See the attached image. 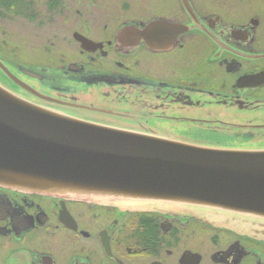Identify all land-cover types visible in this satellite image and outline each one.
<instances>
[{
	"label": "flooded vegetation",
	"instance_id": "obj_1",
	"mask_svg": "<svg viewBox=\"0 0 264 264\" xmlns=\"http://www.w3.org/2000/svg\"><path fill=\"white\" fill-rule=\"evenodd\" d=\"M0 85L93 123L263 150L264 0H0ZM0 264H264V219L0 186Z\"/></svg>",
	"mask_w": 264,
	"mask_h": 264
},
{
	"label": "water",
	"instance_id": "obj_2",
	"mask_svg": "<svg viewBox=\"0 0 264 264\" xmlns=\"http://www.w3.org/2000/svg\"><path fill=\"white\" fill-rule=\"evenodd\" d=\"M0 186L131 210L190 205L264 219V149L93 123L0 85Z\"/></svg>",
	"mask_w": 264,
	"mask_h": 264
}]
</instances>
